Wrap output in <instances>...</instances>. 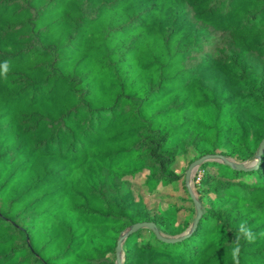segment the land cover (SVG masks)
<instances>
[{"label": "trees", "instance_id": "obj_1", "mask_svg": "<svg viewBox=\"0 0 264 264\" xmlns=\"http://www.w3.org/2000/svg\"><path fill=\"white\" fill-rule=\"evenodd\" d=\"M5 60L0 264H116L137 222L187 235L141 228L122 264H236L238 235V264H264V0H0ZM226 142L256 168L203 163L195 228L135 198L137 174L154 191L189 148L227 158Z\"/></svg>", "mask_w": 264, "mask_h": 264}, {"label": "rangeland", "instance_id": "obj_2", "mask_svg": "<svg viewBox=\"0 0 264 264\" xmlns=\"http://www.w3.org/2000/svg\"><path fill=\"white\" fill-rule=\"evenodd\" d=\"M255 110L252 108H247L243 106L240 102L235 109V115L240 120L247 118L249 113H254ZM231 145L226 142L222 149L219 151L225 152L230 160L234 163H243L245 166L252 165L255 163L256 159H249L245 161H238L230 156ZM198 153L189 148L187 153L177 157L172 168L179 175L180 179L171 183L160 185L154 191H150L145 185L144 181L147 172H141L137 174L131 180V187L135 198H140L145 203L146 207L152 214H161L171 221L173 226H177L181 222L188 221L189 225H192L194 218L196 216V209L193 203L192 197L197 199L202 206H205L207 197H199V186H201L199 178L206 173L217 174L216 166L203 167L202 164L192 168L188 180H186V171L190 167V164L198 159ZM220 160H207L205 162ZM204 162V163H205ZM250 181L251 178H246ZM212 197V196H210ZM143 237L146 239L149 237L147 232H144Z\"/></svg>", "mask_w": 264, "mask_h": 264}, {"label": "water", "instance_id": "obj_3", "mask_svg": "<svg viewBox=\"0 0 264 264\" xmlns=\"http://www.w3.org/2000/svg\"><path fill=\"white\" fill-rule=\"evenodd\" d=\"M263 149H264V138L262 139V141L259 144L258 155H261ZM207 160H220V161L224 162L225 164L231 165L233 168L238 169V170L254 169V168H256V165H257V163H254L252 165L245 166L243 163H234L232 160L227 159L218 153L206 154V155H203V156L199 157L198 159L194 160L190 164V167L186 171V175H185L186 180H188L192 168H194L195 166L203 164ZM192 199H193V203H194V206L196 209V216H195L194 221L192 223V228H195L200 217H201L202 209H201V204L199 203V201L197 199H195L194 197H192ZM141 228H147V229L153 231L155 236L158 239H161V240L166 241V242H175V241L181 240V238H183L184 236L187 235V233H184L179 237L178 236H175V237L165 236L157 229L156 225L153 222H137L131 226V228L128 230V232L126 234H123L119 237V239L117 241V246L115 249L116 255H117L116 264H122L121 256H119V253L121 252L122 243H123V240L125 239V237L128 236L129 234L134 233L135 231H137Z\"/></svg>", "mask_w": 264, "mask_h": 264}, {"label": "clouds", "instance_id": "obj_4", "mask_svg": "<svg viewBox=\"0 0 264 264\" xmlns=\"http://www.w3.org/2000/svg\"><path fill=\"white\" fill-rule=\"evenodd\" d=\"M10 70V64L7 60H5L3 63H0V78L7 79V74ZM239 233L243 235V237L248 242H253L256 239V233H253L251 228L246 226L245 222H241L239 225ZM259 235L264 236V233H260ZM240 236L238 235L236 237V240L233 242V248H232V257L233 260L238 264V256L240 254V244H239Z\"/></svg>", "mask_w": 264, "mask_h": 264}]
</instances>
